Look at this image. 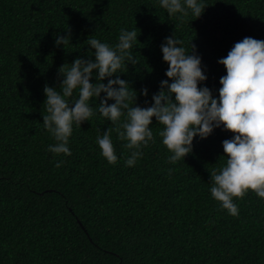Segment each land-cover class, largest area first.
<instances>
[{"label":"trees","instance_id":"trees-1","mask_svg":"<svg viewBox=\"0 0 264 264\" xmlns=\"http://www.w3.org/2000/svg\"><path fill=\"white\" fill-rule=\"evenodd\" d=\"M200 2L199 18L189 11L181 20L159 0H0V264H264V199L233 198V217L209 191L210 173L226 161L222 141L233 135L223 126L194 137L192 153L172 164L153 118L155 142L133 167L113 131L117 162L109 164L96 138L116 125L92 99L94 115L73 125L71 155L47 150L56 142L43 127V87L57 86L62 64L94 59L89 36L115 45L122 28H136L137 63L117 74L140 107L168 79L160 45L172 34L189 54L195 46L207 77L198 86L217 97L226 74L217 61L245 37L264 40V0ZM69 34L68 45L55 46L56 35Z\"/></svg>","mask_w":264,"mask_h":264},{"label":"clouds","instance_id":"clouds-1","mask_svg":"<svg viewBox=\"0 0 264 264\" xmlns=\"http://www.w3.org/2000/svg\"><path fill=\"white\" fill-rule=\"evenodd\" d=\"M159 6L169 16L180 14L178 19L183 20L189 11L194 19L199 18L207 5L200 0H159ZM137 36L136 28L131 31L122 28L115 45L89 36L86 43L94 50L91 56L94 59L77 57L70 66L62 64L57 69V86L45 84L43 127L56 142L47 150L54 155H71L68 143L73 125L81 126L94 115L92 99L99 101L100 115L116 125L96 138L100 154L109 164L117 162L111 139L113 131L119 140L126 141L124 147L130 150V155L125 165L133 167L143 156L142 149L155 142L150 128L153 118L163 126L157 135L171 153L168 162L172 164L192 153L194 137L206 139L214 129L223 126V131L233 135L222 141L221 157H226L225 164L210 173L211 196L233 217L239 215L233 198H243L252 191L264 199V40L245 37L217 61L226 74L220 77L221 87L214 97L208 87L198 86L207 77L195 46L191 45L189 54L182 46L183 40L173 34L166 37L160 50L163 62L168 65L164 74L168 79L160 82L151 105L140 107L136 104V91L117 74L125 73L121 70L127 69L128 63H137L130 51ZM69 43L70 34L56 35L55 46L64 48ZM93 78L95 83L91 82ZM76 90L78 98L73 97ZM140 94L147 96L148 90L142 88ZM110 100L114 102L109 104ZM62 163L58 161L55 166Z\"/></svg>","mask_w":264,"mask_h":264}]
</instances>
